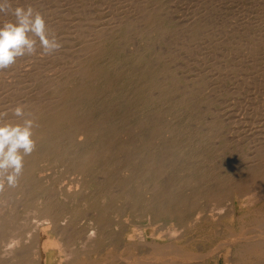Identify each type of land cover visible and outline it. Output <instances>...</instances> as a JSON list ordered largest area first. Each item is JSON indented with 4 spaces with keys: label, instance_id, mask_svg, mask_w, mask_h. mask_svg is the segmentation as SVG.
Segmentation results:
<instances>
[{
    "label": "rangeland",
    "instance_id": "1",
    "mask_svg": "<svg viewBox=\"0 0 264 264\" xmlns=\"http://www.w3.org/2000/svg\"><path fill=\"white\" fill-rule=\"evenodd\" d=\"M123 1L124 0H13V7L31 6L35 11L40 12L46 21L49 32L51 34H55L58 37L59 41L62 44V47L59 51L54 52L53 54L48 56L38 57L39 55H37L34 57L25 56L18 58L16 63L9 68L10 70L8 69L5 71H0V78L4 81L6 80L4 83V81H1L0 79V86L2 84L4 86L8 84L4 87V89L2 85L0 89V113H7V116L4 117L5 121L7 117L13 114L12 110L14 109V107L25 105L24 102L27 101L26 99H32V97L36 98L38 97L37 95H39V97H43V95L45 96L46 92L50 90H47V83H49L48 81H50L52 77L59 75L58 72L60 70L58 69H60L62 66H68L69 64H72V61L74 60L73 57L76 61L78 60L79 62L84 60L87 69L92 64H94V66L96 67L97 62L99 61V64L104 66L105 69L112 68L117 72L120 71L121 77L118 79L116 84H112L111 86L106 88L104 96L107 97H102L101 100L90 99V97H88L82 102L85 108L90 109L94 113L93 118L95 122H99V119L106 118V123L102 125L96 124V134H98L97 142L93 137H90L88 139L89 142H96L97 144L104 145L107 141L114 146L120 143H126L128 147V145L131 144V141H133L132 145L134 147L136 145H140L141 139H138V137H141V135L146 132L145 134L148 137L145 134L144 135L147 139L150 138L149 134H151L152 136V133L149 132L150 130L146 129L144 130V132L141 133V130L136 127L135 132L130 133V131L124 129L127 126L133 128L138 121L142 120L147 115L150 116L154 112L161 113L162 117H164V120L169 124L168 128L172 129V132H167L165 130L166 127H163L160 130L157 129L159 127L158 124L156 126L153 124V122L149 124L153 128V130L156 129L155 134L158 135L159 132L162 131V135H159V137H151V146L148 144L145 147H152L154 152H169V158L167 159V168L164 172L158 171L159 173L153 175V179H157V185H152V183H150L151 179L149 177H147V180L141 179L140 181H138V183H134L132 180H128L129 182L126 183V188L124 187L126 191H129L132 188L136 189V187L139 186V196H142L145 199L146 197L151 199L158 197V201H167V196H164V193L163 195H161V189L163 188L164 190L165 186L175 184L177 186L179 185L180 194L188 197L189 199H192L191 202H196V207L194 208L195 210H202L203 207L207 206L208 203V207L218 206V201L215 202L211 198L206 197L203 192L206 190V188H213L216 184L219 186L221 184V181L225 177L230 176V173H232L234 170L236 171L238 167L243 166L245 164L243 162L245 161L247 155H249V152L252 153V145H255V140L258 136H261V132H264V63L262 65L257 66L255 63L251 64L248 66V68L244 69V71L248 69L249 72L246 71L243 74L237 73V75L236 66L238 65L239 68L238 60L227 58L228 56L226 55L224 57L222 55L221 57L220 55H214V53L209 51L205 52V50L201 49L200 47L196 48V50H187V57L183 53L179 52V45L175 44L177 39L175 35L172 36V33H174V31H176L177 29L176 27H178L176 24L177 20L179 18H189L192 13L197 14V16L200 18L204 17L207 20L209 19L210 22L222 20L223 22L221 21V23L223 24H230V22L232 24V22L236 21L237 18H241V16L238 15H242V17H251L250 19L252 20L253 18V20L255 21L257 20V18L254 19L253 16L255 15V13L253 12L259 13H256L255 16L257 17L261 15L264 16L263 14H261L264 12V0H129L128 2L127 0H125L124 2ZM142 2H145L146 6H148V4L152 5V7L150 8L161 7L163 10L167 11V15H169L166 16V19L168 21L165 23L167 25V30L170 33L166 34V37H162L160 34H158L157 31H150L148 34L146 33L147 36L143 37L140 35L139 31H136L139 26H136V28L132 26L134 22L131 20H133L134 18H131L129 16L136 14L139 8L137 5H141ZM127 3H129L130 5H128ZM132 6H135V9L131 11V9L133 8ZM127 9L130 11V13H128ZM194 9L196 11H193ZM191 10L192 12H190ZM234 13L236 15L238 13V15L236 16ZM202 14L205 16H203ZM117 15L119 17L121 16L120 18H117L122 19V23L117 29H113L111 27L112 23L110 22L113 18L116 19L115 17ZM127 16L128 18H126ZM226 19L229 20V23L226 22L228 21ZM4 20H14V17H12L11 15L0 14V22H3ZM224 20L226 21L224 22ZM219 21H217L218 24ZM87 24L89 26L91 25L92 28L88 27ZM98 24H105L103 26H105V29L108 28L107 31H111L113 29L109 34V37H113V39H110V41L108 42H105V40H103V42H105L103 43V45L109 47L111 53H108L106 50L103 52H96L91 47L92 41L89 39H92L90 37L95 33L94 26H96L97 28ZM89 29L92 30V33L89 31ZM82 30L84 31V34ZM85 32H90V34L88 33L86 35ZM136 40L137 42H135ZM173 41L175 42L173 43ZM89 44H91L90 48L88 47ZM85 45L88 47V49ZM160 45H163V47H161ZM84 46L85 48L83 49ZM171 46H173V49L171 48ZM162 49L165 50L163 51ZM86 50L89 51L87 52ZM143 50H146L145 54L142 55L138 53L139 51ZM78 51L81 56L80 54L78 56ZM192 51L194 52V54L192 53ZM177 52L179 53L178 55L176 54ZM202 52L207 55L204 54L203 56ZM69 54L71 55L69 56ZM169 54L170 56H167ZM212 54L215 57H213V59H216L214 63V60L212 59ZM71 57L72 61L70 59ZM175 59L178 61L176 62ZM64 60L69 63L67 64L66 62H64ZM222 60H225V63L222 62ZM158 61H161L160 65L156 64ZM220 62H222L223 66L225 64L229 65V63L230 65H232L231 63H233L234 66L231 67L230 71L228 70L230 74H233L232 77L229 73L227 74V72L226 77L224 76L225 73H223L224 75L221 76V73L225 72V70L221 71V73L218 71L221 70L220 67L223 68L222 66H220L222 65ZM60 63L65 64L62 65ZM162 63L163 66L164 64L165 66H167L166 64H168L172 72V67L175 69L177 65H182L181 68H178L179 73L176 74V84L174 85V87L176 88L175 91L169 93L164 97L166 101L163 104L162 101H155L150 104L151 101L148 100V98H150L149 93L153 92V88H155L151 86V76L154 74H157L158 76H160L162 73L164 74V72L160 71L158 68L159 66H162ZM200 63L203 64L201 65ZM216 64L219 65L216 66ZM48 66L52 69H50ZM192 66H194V70L191 69ZM261 66L263 68H260ZM251 67L253 69H251ZM256 67L259 68L257 69L258 71L256 70ZM25 68L33 73L27 71ZM16 69L20 70L16 71ZM13 70L16 71V74L18 76L13 75L15 73V71ZM217 71L218 73H220L218 76L217 74H215ZM257 73L262 74L259 75ZM188 74L191 75V77H189ZM177 75L179 77H177ZM209 75H211V77ZM1 76H3V78ZM11 76L13 78H11ZM146 78H149L150 80L148 82H145ZM221 78H223V80H220ZM8 80L14 81L15 84L13 82H10L11 84L8 83ZM222 81H224L225 83ZM142 82L147 83L149 85H145L144 87L138 89V86L142 84ZM171 82H173L172 84H174V81H170V83ZM191 84L193 86H189ZM256 84H259L260 86H257ZM9 86H11L12 89L10 88L9 90ZM20 86H22V89ZM24 86L25 88L27 86L29 88L24 89ZM17 87L20 90H18ZM191 87H193L191 91H188L187 88ZM176 89L178 90L176 91ZM10 91L13 92L11 95ZM120 95H124L125 97L130 96V99H128V101L126 102L127 104L118 105L112 111L113 113L108 115H106V113L100 112L96 114V112L101 107H103V109L105 110L104 105L107 106L109 100L117 99ZM183 97H185L187 101L185 100L183 102H178V98ZM91 100L95 101L92 102ZM152 108L156 111L151 110ZM253 131H255L256 133ZM253 136H257L256 139L255 137L253 138ZM250 140L252 143H250ZM257 140H259V138ZM137 141L138 143H136ZM132 149L136 151L135 148L132 147ZM130 151V148L127 150H120L119 146H117L114 152L116 166H121L122 162L124 161L123 157L126 153H129ZM143 154L148 153L143 152ZM240 164L241 166H239ZM45 169L44 172L40 173V175L46 176L43 178V181L46 182L45 184L48 187V193L50 194L51 199L57 202H61V204L64 203L68 207L77 203L80 200L81 196L86 198L91 196L93 190H95L98 186V183L96 182H98L99 179H102V177L103 181H101L102 183L100 185L104 183L108 187L111 185L110 188L115 189L116 185L120 188H123V185H121L119 181H106V176L104 175L106 174V171L103 168L97 169L92 173L85 172L80 173L79 175L77 172L68 170L67 167L64 166L62 163L50 162L46 165ZM200 171L202 174V171H206L205 174L209 173V178L206 179L205 177H200ZM193 173L197 175L198 183L190 182L191 178H188V175H192ZM213 175L214 177H216L215 179ZM37 176L35 177V180L38 179ZM199 182H202L203 186L200 185ZM112 185H114V187ZM153 186H156V188H158L156 193L152 192ZM149 187H152L151 192H146L147 189H150ZM3 190H5V187L0 186V191L3 192H1L2 195H4ZM76 193L77 195H75ZM237 196L238 195H234V193H231L229 196L227 195V197H225L226 199L224 198L222 200V207L220 209H222L223 211V217L219 219H212L211 217H201L199 220H196L195 213L197 211H195L192 214V217L187 219V221L182 223L176 222L174 224L176 230L174 229L173 231L170 230L171 226H169L167 222L165 223V225L162 226V220L152 221L151 218L146 214V211L144 209H141V200L137 203L138 209H133L135 205L134 201L116 197L114 200L111 201L112 203L110 202V207L108 206V204L107 206L109 208L121 207L122 212L119 211L118 214L112 213L109 216V219L106 218L108 219L107 222H110H108L109 224L104 230V232L108 236V238H105L104 241L106 240L105 244H108L111 237L116 238L118 240L117 242L119 245V249L114 251V249L112 250L111 248H105V251H108V254L107 252H104L101 253L99 257L96 254H92L91 256H89V261L92 262L91 264H139L140 259L147 256L146 254H149L150 252L154 251L153 247L156 244H159L160 246L163 244V242L167 240H178V242L174 246H172L173 251L170 252V255L171 257H173V259H163V261H166L164 263L264 264V188L263 190H261V195L258 197L257 200H255V202L249 201L248 197H245V195L243 194L241 195L242 197H240V195L238 197ZM11 197L12 196L9 197L10 200L6 199L9 200V203L8 201L6 202L5 200H1L2 203L0 202V208L6 207V205H13L18 201L19 204L16 205L18 206V209L20 208L18 216L19 220L21 222L23 220V224H25V222L27 223L25 224L27 229H33L35 227L36 228L33 231L30 230L31 232H28L29 230H26L28 232L27 235V232L22 233V231H17L14 234L15 236H10L8 240L10 239L11 242L13 241L17 245L16 242H18L19 240V242H21L23 241L22 239H26L24 240V244H29V246H31V250H35L37 248L35 250V252L38 251L37 254L41 253V251H43V244L45 242L41 244L43 240H41L40 243L39 239L36 240L37 238L35 239L34 237L37 236L35 235L36 233L39 236V231L45 230L44 228L45 226L47 227L48 219L43 218L39 213L34 210L36 205L32 202L29 206L23 207V202H25L26 199L20 197L19 194H15L12 199ZM80 208L81 209L78 210L79 214L77 215V220H74L73 224H71V227L73 228L71 230L74 231L73 233H77L78 230L79 233L82 232L81 234H83L85 231L83 228L87 230L91 225H93L92 222L94 215L92 214V212H88L83 206H80ZM194 209L192 211H194ZM69 214L70 213H66V215L63 214V217L66 218ZM40 222H42L43 226L40 225ZM35 223L36 225H39L38 227L42 228H38ZM240 224L244 227H242ZM239 228L242 230L245 228L246 230L244 229V232L247 231L249 235L253 233L255 237L253 239L254 241L248 240L247 243L246 238H238L240 237L239 235H237L238 231L240 232ZM36 229L39 231H37ZM162 229L164 231L161 232L160 230ZM90 230L93 229L91 228ZM233 230L236 232H234ZM256 231L258 232V235H256ZM232 232L233 234H231ZM259 232L260 234H263L260 235ZM20 235L22 239H20ZM126 236L129 237L126 238ZM257 236L259 238H257ZM260 237L262 238V240ZM56 238H59V236L53 237V240L55 239L56 241L54 242V247L47 249L49 253H51L52 249H58L60 246H62L61 242L59 243ZM256 238L260 240L259 244H257L258 242L256 243V241H258ZM1 242L0 253L1 256H3V251H5L6 247L5 241L4 243L2 242L3 244ZM56 242L57 244H55ZM249 242H251L252 244H249ZM253 242L256 243L255 245H259L258 247H262L263 250L261 248H256V246L253 245ZM31 243H33V245ZM244 245H246V248L244 247ZM74 246L76 247L75 249H78L79 247L82 248V250L84 249L83 247H81L83 246L82 243H75ZM182 253L184 254V256ZM1 256L0 260H3L4 258L2 259ZM39 257L41 256L38 254V259L37 257L35 258L39 261L38 262L36 260L38 263L45 261L43 259H47V255L46 257L40 258V260L42 261L39 260ZM178 257L180 260L176 259ZM101 260L103 261L98 262ZM183 260L186 261L182 263ZM87 261L88 260H86V263ZM57 262L59 263V261ZM46 263L48 262L46 261L45 264ZM54 263L50 262L48 264ZM88 264H90V262Z\"/></svg>",
    "mask_w": 264,
    "mask_h": 264
},
{
    "label": "bare ground",
    "instance_id": "2",
    "mask_svg": "<svg viewBox=\"0 0 264 264\" xmlns=\"http://www.w3.org/2000/svg\"><path fill=\"white\" fill-rule=\"evenodd\" d=\"M128 1L129 0H127V2ZM132 3H134V2H132ZM199 3H200V1H199ZM127 4L130 5L129 3H127ZM262 4H263V2H262ZM124 6H122V7H124ZM137 6L139 8H138L136 14H134L135 16L134 15H130V16L128 15V16L131 18H134L133 20H131L134 22V24L132 26L134 28H136V26L137 27L139 26L136 29V31H139L141 36H143V37L147 36V34L150 31H157L158 34H160L162 37H166V34L170 33L167 30V25L165 23L168 21L166 19V16L169 15V14L167 15L166 10H163L161 7L157 8L155 6H154L155 8H150V7H152V5L148 4V6H146L145 2H142L141 5H137ZM120 7H118V8H120ZM134 7L131 9V11L133 9H135ZM127 11H128V13H130V11L128 9H127ZM193 11H196V10L194 9ZM190 12H192V10ZM253 13H255V15H256V13L259 14L258 12H253ZM261 14L264 15V12ZM237 15H238V13H237ZM255 15L253 16L254 19L257 18V20H255V21L253 20V18L251 20L250 19L251 17H247V16L242 17V15H238V16H241V18L240 17L237 18V20L233 21L232 24H231V22H230V24H223V23H221L222 20L221 21L217 20V21H219V24L217 23V21L210 22L209 19L207 20L204 17L200 18L195 13H192L189 18L180 19L178 16L179 19L177 20V23H176L178 27L175 26L178 30L176 29V31H174V33H172V36L175 35L177 41L176 42L173 41V43L175 42V44L179 45L178 46V49H180L179 52L183 53L184 55H186L188 53L187 50L188 51L191 49L196 50V48L200 47L201 49L205 50V52L209 51V52L214 53V55L217 54V55H220L221 57H222V55H223V57L226 55V56H228L227 58H232L233 60H238L239 61V68H238V65L235 64V65H237L236 66V68H237L236 74L237 73L243 74L246 71H248V69H246V71H244V69L248 68L249 65L255 63L257 66V65H262L264 63V16L261 15V16L257 17ZM128 16L126 18H128ZM203 16H205V15H203ZM117 17H119V16L117 15L115 17L116 19L113 18L110 22V23H112L111 27L113 29H117L122 23V19H119L121 16L119 18H117ZM228 19H226V20H228ZM226 20H224V22ZM137 22H138V24H137ZM226 22L229 23V20ZM129 23H132V22H129ZM107 24H108V22H107ZM103 25H105V24H103ZM103 25L98 24L97 28H96V26H94L95 33L90 37L92 39H89L92 41V45L89 44L88 47L90 48V45H91V47L96 52L97 51L103 52L106 50L108 53H111V51L109 50V47L103 45V43L110 41V39H113V37H109V34L113 29L111 31H107L108 28L105 29V26H103ZM88 27L92 28L91 25L90 26L88 25ZM133 27H131V28H133ZM129 30H131V29H129ZM89 31L91 32L92 30L89 29ZM90 32H87V33L85 32V33L87 35L88 33L90 34ZM107 32H109V33H107ZM80 33H81V30H80ZM83 34H84V31H83ZM80 35H82V34H80ZM80 35H78V36H80ZM132 36H133V34H132ZM103 40H105V42H103ZM135 42H137V40ZM85 46L83 47V49L85 48ZM88 47H87V49H88ZM161 47H163V45ZM172 47L173 46H171V48ZM172 49H171V51H172ZM175 49H176V47H175ZM75 50H77V49H75ZM162 50L164 51L165 49H162ZM145 52H146V50H143V51H139L138 53L143 55V54H145ZM192 53L194 54L193 51H192ZM77 54L79 56V54H80L79 51L77 52ZM176 54L178 55L179 53L177 52ZM195 54H197V53H195ZM204 54L205 53L202 52L203 56H204ZM70 55L71 54H69V56ZM205 55H207V54H205ZM80 56H81V54H80ZM167 56H170V54ZM220 56H218V57H220ZM38 57H40V56H38ZM213 57L214 56L212 54V59H213ZM70 59L72 61V57ZM73 59L74 60L72 61L73 62L72 64H69L68 66H62L60 69H58V70H60L58 72L59 75L52 77L50 79V81H48L49 83H47V90L48 89H50V90L46 92L45 96L43 95V97H39V95H37L38 97H36V98L32 97V99L29 97L30 99H26L28 102L27 101L24 102L25 103V105L23 106L24 111L26 113H31L32 115L29 118L34 121V127L32 129V131H33L32 139L35 141V148L30 155L24 156V158H23V169H22L21 174L17 178L16 183L14 185L10 186L8 184V182L6 180H4L2 186L5 187V190H3L5 196L2 195L3 192L0 191V202H1V200L2 201L5 200L6 202L8 201V203H9V200H10L9 197L10 196L13 197L15 194H19L20 197H23L26 199L25 202H23V207L29 206L32 202L36 205L34 210L37 213H39L43 218L48 219L47 227L45 226V228H44L45 230L39 231L36 229L37 231L40 232V234L38 236V234L35 231V233H36L35 235H37V236L34 237L35 239L37 238L36 240L39 239V242L41 240H43L42 243L40 242L41 244H43L45 242L43 244L44 246L42 245L43 251H41V253H38V254L42 258L46 257V255H47V257H46L47 259H43L45 261H42V260H40L41 257H39V260L42 262L38 263L39 262L37 260L38 259V254H37L38 251L35 252V250L37 248L35 250H31V248H30L31 246H29V244L28 245H27V243L24 244V240H26V239H22L21 235H20V239H22L23 241L19 242L20 241L19 240L18 242H16L17 245L15 244V242H13V241L11 242L10 239L8 240V238L10 236L14 235L17 231H20V232L22 231V233H24V232H27L26 230H29L28 232H31L30 230L33 231L36 228V227L35 228L32 227L33 229H31V228L27 229L25 226V224H27V223L25 222V224H23L24 221L22 220V222H21L19 220L18 216H19V209L20 208L18 209V206L16 205V204H19L17 201V203H14L13 205L9 204L10 206L6 205V207L0 208V239L3 243L5 241V247H6L5 251H3L4 249L2 250L4 252V255L2 252V255L4 257L1 256V253H0L1 258L2 259L4 258L3 260H0V264H45L46 261L48 263H50V262L54 263L55 262L54 264L58 263L57 261H59L58 264H88L89 262L91 264L92 262L89 261V256H91L92 254H96L99 257L101 253L107 252V254H108V251H105V248H111L112 250L114 249V251L118 250L119 245L117 242L118 240L116 238L111 237L108 244H105L106 240L104 241L105 238H108V236L106 235L104 230L108 226V224H109L108 222H110V221L107 222V220L110 218L109 216L112 213L118 214L119 211H121V209H122L121 207L109 208L110 202L112 200H114L116 197L134 201L135 205H134L133 209H138L137 203H138V201L140 202V200H141V205H142L141 209H144L146 211V214L151 218V220L152 221L162 220V226L165 225V223L167 222V224L169 226H171L170 230H172V231L174 229L176 230V227L174 226V224L176 222L182 223V222L187 221V219L192 217V214L195 211H197V209L196 210L194 209L196 207V205H195L196 202H193V201L191 202L192 199H189L188 197L180 194L179 185L177 186L175 184H170V185L165 186L164 190H163V188L161 189V191H162L161 195H163V193H164V196L166 195L168 198L167 201L166 200L158 201V197H156V196H155L156 198H152V199L147 198V197L145 199L142 196H139V194H138L139 186L136 187V189L132 188L131 190L126 191L125 188H126V183L129 182L128 180H132L134 183H138V181H140L141 179L147 180V177H149L151 179L150 183H152V185L153 184L157 185L156 184L157 179L154 180L153 175L154 174L156 175V173H159V172H164L165 169L167 168V165H168L167 159L169 158V152H162V153H161V151L160 152L159 151L154 152L152 147H148L149 149L145 147L146 145L151 144V141H150L151 137H153V136L159 137V135H162V131L159 132L158 135L155 134L156 129L153 130V128L149 124L152 122L155 126L158 124L159 127L157 129H160V130L163 127L164 128L166 127L165 130L167 132L168 131L172 132V129L168 128L169 124L164 120V117H162L161 113H159V112H154L150 116H148V115L145 116L142 120L138 121L137 124L133 128H131L129 126H127L125 129L123 128L124 130L130 131V133L135 132L136 127L141 130V133L144 132V130L149 129L150 130L149 132L152 133V136H151V134H149L150 138L147 139L146 138L147 135L145 134L146 132L143 133L141 135V137H138V139H141V144L136 145L135 147L132 145L133 141H131V144L128 145V147L130 148L131 151L129 153L125 154V156L123 157L124 161L122 162L121 166H119V167L116 166L115 156H114L115 149L117 148V146H119L120 150H127V149H129L127 147V144L126 143H120V144H117L114 146L110 142H107L106 140H105L106 143L104 145L97 144L96 142L98 139V134H96V130H97L96 124L102 125V124L106 123L105 122L106 118L99 119V122H95L94 118H93L94 113L90 109L85 108V106L82 104V102L88 97H90V99H100V100L102 99V97H107V96H104V93L106 92V88L111 86L112 84H116L118 79L121 77V73H120V71L117 72L116 70H113L112 68L105 69L104 66L99 64V61L97 62L96 67L94 66V64H92L87 69V66L84 63V60L79 62L78 60L76 61L74 57H73ZM172 60H174V59H172ZM215 60L213 61V63L215 62ZM177 61L178 60H176V62ZM64 62H66V61L64 60ZM200 62H201V60H200ZM222 62L225 63V60L224 61L222 60ZM222 62H220V63L222 64ZM66 63L68 64L69 62H66ZM60 64L64 65L65 63H60ZM156 64L160 65L161 61L160 62L158 61ZM231 64L232 65H230V63H229V65L228 64H225L224 66H223V64L220 65L223 68L220 67L221 70H218V71L221 73V71L225 70V72L221 73V76L224 75L223 73H225L224 76L226 77V72L228 74L229 71L231 70V67L234 66L233 63H231ZM166 65L167 66H165V64H164V66H163V63H162V66L158 67L160 71L164 72V74L163 73L161 74L162 76L161 75L158 76L157 74H154L151 76V81H152L151 86L155 87V88H153L155 90V92L153 90V92L149 93L150 98H148V100L151 101L150 104L155 102V101H157V102L162 101V104H163L166 101V99L164 97L166 95H168L169 93L175 91L176 87H174V85L176 84L175 83L176 74L179 73L178 68H181L182 65L181 64L179 66L177 65L175 69L172 67L173 72L170 70L169 65L168 64H166ZM217 65H219V64H216V66ZM193 67L194 66H192L191 69L194 70ZM215 68H217V67H215ZM260 68H263V67L261 66ZM50 69H52V68H50ZM56 69H54V70H56ZM208 69H210V68H208ZM212 69H213V67H212ZM251 69H253V68L251 67ZM257 69H259V68L256 67V70ZM19 70L16 69V71H19ZM211 70H209V71H211ZM13 71H15V70H13ZM16 71L13 75H17ZM27 71H30V70H27ZM184 71H182V72H184ZM218 71L215 73V74H217V76L220 74V73H218ZM240 72H242V73H240ZM31 73H33V72H31ZM262 73H257V74L261 75ZM252 74H253V71H252ZM22 75H21V77H22ZM24 75H25V73H24ZM230 75H231V77L233 76V74H230ZM209 76L211 77V75H209ZM1 77L3 78V76H1ZM14 77H16V76H14ZM25 77H27V76H25ZM177 77H179V76L177 75ZM189 77H191V75H189ZM11 78H13V77L11 76ZM149 80H150L149 78H146L145 82H148ZM220 80H223V78H221ZM1 81H4V80L1 79ZM5 81H4V83H5ZM170 81H174V84H172L173 82L170 83ZM200 81H199V83H200ZM10 82L14 83V81L8 80V83H10ZM99 82H101V83H99ZM222 82H224V81H222ZM253 82H251V83H253ZM192 84L189 86H193ZM7 85H5V86H7ZM145 85H149V84L142 82V84H140L138 86V89L141 87H144ZM194 85H196V84H194ZM1 86H0V89H1ZM5 86L3 85V89ZM257 86H260V85L258 84ZM20 87L22 89V86H20ZM10 88L12 89L11 86H9V90H10ZM17 88H16V90H17ZM26 88H29V87L27 86ZM26 88L24 86V89H26ZM192 88L193 87L187 88V89H188V91H191ZM201 89H203V88H201ZM18 90H20V89L18 88ZM156 90H158V91H156ZM177 90L178 89H176V91ZM13 91H15V90H13ZM12 93L13 92H11L10 95ZM35 93H37V92H35ZM7 95H9V94H7ZM128 99H130V96L125 97L124 95H120L117 99L109 100L107 103V106L104 105L105 110L103 109V107H101L96 112V114L98 112L106 113V115L111 114V113H113L112 111L118 105L127 104L126 102L128 101ZM185 100L187 101V99L185 97L178 98V102H180V101L183 102ZM91 101L93 102L95 100H91ZM19 103H20V101H19ZM151 110L156 111L153 108ZM5 121L11 122L13 124L22 123V120L18 117H15L13 114L11 116L7 117L5 119ZM253 132H255V131H253ZM90 137L95 138L96 142H89L88 139ZM254 137L256 139L257 136H253V138ZM258 138H259V140H257ZM257 139L255 140V143H254L255 145H252V151H251L252 153L249 152V155H247V153H248V151H247V153H246L247 157L245 158V161L242 160V161H244L243 163H245L243 166H241V164H240L239 166H241V167H238L236 169V171L234 170L232 173H230L229 174L230 176L225 177L221 181V184L218 183V184H220L219 186L216 184L213 188H211V187L206 188V190L203 192L204 195L208 198H211L215 202L218 201L219 203H217L218 206H215V207H208V205H209V203H208L207 206L203 207L202 210H198L195 213L196 214V216H195L196 220H199L201 217L202 218L211 217L212 219H219V218L223 217V214H222L223 211H222V209H220L222 207V200L225 197H227V195L229 196L231 193H234V195H238V196L240 195V197H242L241 195L243 194V195H245V197H248L249 201L255 202V200L258 199V197L261 195V190H263V188H264V132H261V136L260 137L258 136ZM131 140H134V139H131ZM253 141H254V139H253ZM136 143H138V141ZM250 143H252L251 140H250ZM84 146H86V147H84ZM132 147L135 148L136 151H134L132 149ZM143 152H147L148 154H143ZM204 159H206V158H204ZM50 162L62 163L64 166L67 167L68 170H72L73 172H77L79 175H80V173H85V172L86 173H92L97 169L103 168L106 171V174H104L106 176V181H108V182H110L111 180H113V181L115 180L117 182L119 181L120 184L123 185V188H120L117 185H116L115 189L110 188L111 185L108 187L104 183L102 185H100L102 183L101 181H103L102 180L103 177H102V179H99L98 182H96V183H98V186L95 190H93V192L91 193V196H89L88 198L81 196L80 197L81 201L79 200L77 203L70 205L68 207L64 203L61 204V202H57V201H54L53 199H51V196L48 193V187L45 184L46 182L43 181V178L46 176L44 174H43L44 176L40 175V173L44 172L46 165L49 164ZM229 167H231V166H229ZM46 169H45V171H46ZM202 172L204 175L200 171L199 172L200 177H202V178L205 177L206 179H208L209 173L205 174L206 171H202ZM45 174H47V173H45ZM215 175H216V173H215ZM36 176L38 178L37 180H35ZM48 176H49V174H48ZM213 177H214V175H213ZM188 178H191L190 182L198 183V177L196 174L193 173L192 175H188ZM215 178L216 177H214V179ZM96 181H97V179H96ZM146 183H147V181H146ZM199 184L203 186L202 182H199ZM99 185H100V187H99ZM112 186L114 187V185H112ZM11 187H12V189H11ZM151 188L147 189L146 192H151V190H152ZM157 189L158 188H156V186H153L152 192L156 193ZM75 195H77V193ZM12 197H11V199H12ZM6 199H9V200H6ZM225 203H226V201H225ZM107 204L109 207L107 206ZM233 204H234V202H233ZM80 206H83L88 212H92V214L94 215L93 222H92L93 225H91L87 230L82 227L85 230V231L83 230L84 231L83 234H81L82 232L79 233L78 230H77V233L76 232L73 233L74 231L71 230V229H73L71 227V224H73L74 220L75 221L77 220L76 218H77V215L79 214L78 210L81 209ZM193 209H194V211H192ZM66 213H70V214L65 218V217H63V214L66 215ZM242 215H243V213H242ZM106 218H108V219H106ZM32 223H30V224H32ZM35 225H36V223H35ZM40 225H42V222H40ZM31 226H33V225H31ZM36 226L38 227L39 225H36ZM74 227H76V226H74ZM242 227H244V226H242ZM38 228H42V227H38ZM91 228L93 230H90ZM244 229L243 230L240 229V232L237 230L238 231L237 235H239L240 237H238L237 235L236 236L238 238H241V237L246 238L247 243H248V240L254 241L253 239L255 237H254L253 233H251L249 235V233L247 231L244 232L246 230V229L245 230ZM81 231H82V229H81ZM160 231L162 232L164 230L162 229ZM28 232L26 233V235L28 234ZM158 232H159V230H158ZM169 232H171V231H169ZM234 232H236V231H234ZM263 233H264V231H263ZM231 234H233V232ZM242 234H243V236H242ZM259 234H260V232H259ZM262 234H260V235H262ZM256 235H258V232L256 233ZM14 236H12V237H14ZM57 236H59V238H56V239H57V241H59V243L61 242L62 246H60L58 249H52L51 253H49L47 251V249L54 247V242L56 240L55 239L53 240V237H57ZM173 236H175V235H173ZM128 237L129 236H126V238H128ZM130 237H132V236H130ZM261 237H263V236H261ZM227 238H230V237H227ZM257 238H259V237L257 236ZM35 239H34V241H35ZM238 240H240V239H238ZM261 240H262V238H261ZM259 241L260 240L256 241V243L258 242L257 244H259L260 243ZM177 242H178V240H175V241L174 240L173 241L167 240V241L163 242V244L160 246H159V244H156L153 247L154 251L150 252L149 254H146L147 256L140 259L139 264H166V263H164L166 261H163V259H170V260L173 259V257H171V255H170V252L173 251L172 246H174ZM261 242H263V241H261ZM12 243H14L16 246ZM75 243H82L83 246H81V247H83L84 249L82 250V248H80V247L78 249H75L76 248L74 246ZM154 243H155V241H154ZM250 243L251 242H249V244ZM256 243L253 242V245L256 246V248L262 249V247H258L259 245L258 246L255 245ZM31 244L33 245V243H31ZM55 244H57V242ZM135 244H137V243H135ZM253 245H252V247H253ZM127 246H128V244H127ZM247 246H249V245H247ZM34 247H35V245H34ZM34 247H32V248H34ZM130 247H132V246H130ZM244 247L246 248V245H244ZM174 249H175V247H174ZM254 250H256V249H254ZM183 256H184V254H183ZM36 257H37V259H35ZM137 259H139V258H137ZM176 259L180 260L179 257ZM86 260H88L89 262L87 261V263H86ZM102 261L103 260L98 261V262H102ZM185 261L183 260L182 263H184ZM104 262H105V260H104ZM48 263H46V264H48ZM135 263H136V261H135Z\"/></svg>",
    "mask_w": 264,
    "mask_h": 264
},
{
    "label": "clouds",
    "instance_id": "3",
    "mask_svg": "<svg viewBox=\"0 0 264 264\" xmlns=\"http://www.w3.org/2000/svg\"><path fill=\"white\" fill-rule=\"evenodd\" d=\"M0 14L11 15L14 20L0 22V71L9 69L18 58L48 56L62 47L55 34H51L42 14L31 6L13 7V0H0ZM13 115L22 123L5 122L7 113H0V186L6 180L16 183L23 169L24 156L35 148L32 139L34 121L23 106H17Z\"/></svg>",
    "mask_w": 264,
    "mask_h": 264
}]
</instances>
